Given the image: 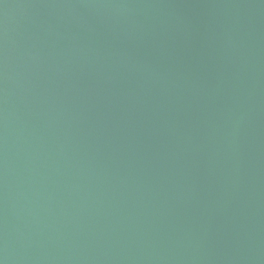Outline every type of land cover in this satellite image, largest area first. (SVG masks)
Here are the masks:
<instances>
[{
	"label": "water",
	"instance_id": "obj_1",
	"mask_svg": "<svg viewBox=\"0 0 264 264\" xmlns=\"http://www.w3.org/2000/svg\"><path fill=\"white\" fill-rule=\"evenodd\" d=\"M0 264H264V0H0Z\"/></svg>",
	"mask_w": 264,
	"mask_h": 264
}]
</instances>
